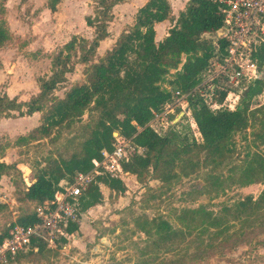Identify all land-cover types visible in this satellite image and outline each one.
<instances>
[{"label": "trees", "instance_id": "16d2710c", "mask_svg": "<svg viewBox=\"0 0 264 264\" xmlns=\"http://www.w3.org/2000/svg\"><path fill=\"white\" fill-rule=\"evenodd\" d=\"M125 1L98 0L95 15L86 19L87 26L95 30L94 39L88 41L75 36L66 43L52 60L51 75L39 81L36 96L28 102H19L17 98L11 99L7 95L0 96V117L12 118L15 113L19 117L44 114L41 124L27 137L19 139L22 142L49 138L55 129L80 120L76 128L79 134L71 139L78 145L79 151L68 158L54 159L48 167L40 169L35 181L22 191L20 202H32L38 206L53 200L57 191L73 182L76 173H87L94 168L93 160H101L102 151L112 148L116 139L114 133L142 149V153L130 152L128 158L122 161L125 173L136 175L140 183L150 177L167 184L176 178L179 161L194 152H203L212 161L227 166L231 159V136L235 132H244L253 119H260L264 126V104L253 110L250 108L251 100L264 92V81L248 87L242 109L238 106L235 111L227 108L212 110L208 100L196 91L205 80L211 61L220 53L224 54L226 45L220 39L217 40L219 49L214 45L213 36L224 23L219 4L214 0H189L175 25L160 42H156V25L169 19L172 7L169 0H148L137 11L132 29L120 35L114 48L103 59L86 68L87 82L72 86L62 99L55 97L54 92L67 82L76 63L87 66L92 62L100 43L109 37L108 27L114 16V7ZM58 2L48 0L51 12L57 11ZM9 39L10 31L6 21L2 20L0 48ZM78 43L82 44L81 52L75 62L72 53ZM182 56H186V61L169 84L173 91L192 94L189 104L201 143L190 134H182L175 129L161 135L150 124L155 114L161 113L172 100L171 91L162 88L161 83L171 70L179 69ZM259 61L260 64L264 62V46L259 52ZM226 95V91L218 90L214 100L222 103ZM86 112L87 119L82 121ZM15 168V165L0 163V178ZM20 175L18 178L23 185ZM240 180L244 186L264 183V153H248ZM100 185L117 196L127 191L122 179L109 174L97 176L80 196L83 212L102 202ZM17 188L21 189L19 186ZM263 209L264 190L257 199L247 196L232 205H224L218 215L204 206L183 211L181 214L187 224L186 230L175 228L162 216L155 217L150 222L154 232L152 229L146 233L156 236L159 248L169 251L171 246L182 244L194 230L198 231V236L209 232L225 236L233 227V222L252 225L250 219L260 216ZM38 221L33 211L20 217L16 223L26 225ZM14 224L0 233V245L9 237ZM64 229L73 235L79 230V225L70 222ZM58 242L65 244L67 239L61 236ZM257 242L264 248V239ZM218 247H207V250L212 252ZM46 249L45 245L34 243L31 250L19 253L15 260L9 259V264L42 256Z\"/></svg>", "mask_w": 264, "mask_h": 264}, {"label": "rangeland", "instance_id": "374dc122", "mask_svg": "<svg viewBox=\"0 0 264 264\" xmlns=\"http://www.w3.org/2000/svg\"><path fill=\"white\" fill-rule=\"evenodd\" d=\"M187 1L169 0L172 14L157 28L161 37L167 36L175 25ZM146 2L126 0L114 7L109 37L100 43L90 64L76 63L67 82L54 92L55 97L62 99L72 86L87 82L86 68L103 59L120 35L132 29L139 7ZM97 6L98 0H59L57 11L51 12L48 0H0V21L5 20L10 31V39L0 48V95L8 91L12 97L27 100L36 96L39 81L51 75L52 60L66 43L75 36L88 41L94 39L95 30L87 26L86 19L95 15ZM81 45L78 43L72 53L75 62L80 57ZM181 61L179 69L171 70L165 77L162 88L166 89L175 78L186 56H182ZM263 94L251 100V110L264 104ZM43 116L39 113L34 117L41 123ZM87 116L88 112L82 121H86ZM184 117L176 108L166 117L154 119L151 126L161 135L175 129L190 134L201 143L198 130H193ZM12 118H19L18 113ZM79 124L80 120H75L71 125L55 129L49 138L25 142L19 141L21 136L14 131L12 136L7 134L8 124L0 127V163L16 166L0 178V193L16 202L13 208L19 210L15 216L8 207H0V233L14 222L15 217L18 220L35 211V203H23L20 199L22 191L40 169L48 167L54 159L68 158L79 151L78 145L71 140L79 134L76 131ZM263 137L261 120L253 119L244 132H235L229 139L231 159L227 166L212 161L203 152H194L179 161L177 176L170 183L164 184L150 177L140 183L136 175L125 173L122 180L127 191L120 196L100 185L102 202L83 212L79 230L67 239V243L47 248L42 256L11 264H264V248L257 242L264 239V209L260 216L250 219L252 225L233 222L225 236L214 232L198 236V231L194 230L182 244L171 246L169 251L159 248L156 236L146 233L153 229L150 222L158 216L175 228L186 230L187 224L181 214L185 210L204 206L218 215L224 205H232L247 196L257 199L264 190V183L244 186L240 173L248 153H264ZM18 186L21 189L18 190ZM216 245L219 247L212 252L207 250Z\"/></svg>", "mask_w": 264, "mask_h": 264}, {"label": "built area", "instance_id": "2783aa9c", "mask_svg": "<svg viewBox=\"0 0 264 264\" xmlns=\"http://www.w3.org/2000/svg\"><path fill=\"white\" fill-rule=\"evenodd\" d=\"M214 1L218 2L224 20L222 28L213 36L214 45L219 49V39L224 40L226 45L224 54L220 53L211 61L206 78L196 91L208 100L212 110L227 108L235 111L242 92L247 91L250 85L264 81V62L260 64L259 61V52L264 46V0ZM218 90L227 92L222 103L214 100ZM236 90L240 92L236 93ZM169 91L172 100L161 113L155 114V119L166 117L179 108L193 130H198L189 104L192 94L180 90ZM134 151L142 153V149L136 148L129 140L116 137L112 148L102 151V159L93 160L94 168L90 172L76 173L73 182L57 191L53 200L36 207L38 222L26 225L15 223L11 227L9 237L0 245V264H9V259L15 260L19 253L31 250L34 243L52 248L59 243L61 236L69 239L71 235L64 227L70 222L81 223L84 215L80 196L95 182L97 176L109 174L122 179L125 172L121 163ZM5 199L0 194V203L5 202Z\"/></svg>", "mask_w": 264, "mask_h": 264}, {"label": "crops", "instance_id": "0c3cea01", "mask_svg": "<svg viewBox=\"0 0 264 264\" xmlns=\"http://www.w3.org/2000/svg\"><path fill=\"white\" fill-rule=\"evenodd\" d=\"M148 1V0H147ZM189 1V0H188ZM187 1V2H188ZM145 4V3H144ZM143 4V5H144ZM143 5H141L139 8H141ZM166 21L162 22V23H159L156 25V42H160L162 41L166 35L164 37H161V33H159V31L157 30V28L163 24H165ZM106 40V39H105ZM103 42V41H102ZM168 91L169 90H172L170 84L166 85L165 87ZM3 95H7L9 98L13 99V98H16L15 96L12 97L10 95V92H4L2 95L0 96H3ZM262 95V94H261ZM260 96V95H259ZM19 102H28L29 100L27 99H23L22 97H19L17 98ZM39 113H34L32 116H24V117H19V118H3L1 117L0 118V127L3 125V124H8L9 127H7V134L12 136L13 134H11L13 131L16 132L14 134H17L21 137H26L28 133H30L31 131H33L36 127H38L41 123H39V121L36 119V117L34 116H37ZM35 118V119H33ZM186 119V117H184ZM187 120V119H186ZM152 123V122H151ZM150 123V124H151ZM12 126V128L10 127ZM21 134V135H20ZM3 162V161H2ZM9 164V163H7ZM123 179V178H122ZM35 181V178L31 181V183H33ZM30 183V184H31ZM29 187V185H28ZM1 195H3L2 193H0ZM5 196V195H4ZM8 195H6V199H5V202H1L0 203V207H8L11 211H13V214L15 216H17V214L19 213V210L16 209V208H13L14 204V201H11V200H8L7 197ZM14 222L13 223H16L17 219L16 217L14 218L13 220ZM12 223V224H13Z\"/></svg>", "mask_w": 264, "mask_h": 264}, {"label": "water", "instance_id": "95a60500", "mask_svg": "<svg viewBox=\"0 0 264 264\" xmlns=\"http://www.w3.org/2000/svg\"><path fill=\"white\" fill-rule=\"evenodd\" d=\"M247 91H245V93L243 94V97L241 98V101H240V104H239V106H240V109H242V106H241V104H242V102L244 101V99L246 98V96H247ZM114 137H118V133H114Z\"/></svg>", "mask_w": 264, "mask_h": 264}]
</instances>
